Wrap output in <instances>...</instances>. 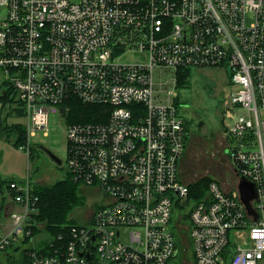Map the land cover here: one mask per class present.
Returning a JSON list of instances; mask_svg holds the SVG:
<instances>
[{
    "label": "built area",
    "instance_id": "built-area-1",
    "mask_svg": "<svg viewBox=\"0 0 264 264\" xmlns=\"http://www.w3.org/2000/svg\"><path fill=\"white\" fill-rule=\"evenodd\" d=\"M132 52L148 62L125 63ZM206 68L228 76L236 179L227 188L213 178L196 197L180 170L188 121L171 99L180 70ZM0 69L26 118L21 150L29 154V138L60 113L68 177L102 193L90 224L47 233L35 247L33 229L44 231L36 184L11 180L21 210L8 231L0 222V257L24 238L26 264H264V0H0ZM165 74L176 88L167 100ZM72 99L100 108L99 120L70 122ZM241 179L257 189L251 211Z\"/></svg>",
    "mask_w": 264,
    "mask_h": 264
},
{
    "label": "rangeland",
    "instance_id": "rangeland-1",
    "mask_svg": "<svg viewBox=\"0 0 264 264\" xmlns=\"http://www.w3.org/2000/svg\"><path fill=\"white\" fill-rule=\"evenodd\" d=\"M123 61L125 63L148 62V54L132 52L127 54ZM6 78V73L0 69V174L6 176V180L13 177L17 180H26L30 176L32 181L39 182V186L42 187L67 180L68 172L65 164L68 143L67 124L60 113H53L50 115L47 134L45 131H40L29 138L32 146L30 155L28 150H21L27 145V132L26 140L15 147L13 142L19 134L14 131L16 130L14 125L19 124L20 127H17V130L24 131L26 118L20 110L18 98H14L12 92L6 91V87L3 86ZM155 78L158 80L159 75ZM160 81L167 85V87L164 86L161 94L162 98L167 100L168 91L173 90L174 79L171 75L165 74ZM229 92L228 76L222 68L193 69L188 74L185 85L176 89L178 99H171L177 105L180 115L188 121L189 126L190 137L180 166L181 175L187 183L197 184L200 181L216 178L222 181L227 188L234 185L236 178H234L232 163L228 157L227 146L229 143L234 149L237 144L227 138L229 121L225 117ZM244 113L240 109L236 111V115ZM8 124L11 126L7 127ZM49 152L53 153L62 163L53 160ZM78 194L83 198L84 203L73 211L71 218L75 225H88L92 219L95 201L102 193L97 189L79 185ZM1 199L3 202L6 200L4 196H1ZM177 222L178 215L174 212L171 227L181 243ZM5 226H11V220L6 222ZM4 229L8 231L7 228L4 227ZM180 245L181 253L176 259L178 263H181L183 257V245L182 243ZM8 253L15 259L8 263L11 256L7 254L0 257V262L22 264L18 255H12L13 250L10 249ZM188 256L191 260L192 251Z\"/></svg>",
    "mask_w": 264,
    "mask_h": 264
},
{
    "label": "trees",
    "instance_id": "trees-1",
    "mask_svg": "<svg viewBox=\"0 0 264 264\" xmlns=\"http://www.w3.org/2000/svg\"><path fill=\"white\" fill-rule=\"evenodd\" d=\"M189 73L190 71H179L177 85L178 88L183 87L185 85L186 78ZM68 108H70V110L68 111V119L70 122L96 121L99 120L98 118L102 113V111H100V108L98 107L96 108L91 106H85L79 101L73 99L68 102ZM17 127H20V125H14V128L16 130ZM187 128L189 130V126ZM16 130L14 131L16 133L18 132L19 136L17 137L16 141L13 142L15 147L22 141L26 140L25 129H23L24 131ZM8 182L7 180H2V178H0V189L3 193H5V191L9 188V186H7ZM209 182L210 180L200 181L197 184H191V190L193 192V195L196 197L199 195H203L207 190ZM78 186L79 185L77 183H74L68 177L67 180L58 181L52 186L42 187L36 185L34 187V193H36V195L39 197V211L38 214L35 216V221L39 224H43L45 229L44 231L51 235L53 239L59 236V234L62 232L64 234L68 232L67 227L70 226L69 224H74L71 218L73 211L77 207L82 206L84 203L83 198H81L78 194ZM5 203L6 202L4 201L3 206L5 205ZM39 231L41 230L38 227L33 229V233H39ZM48 243L49 240H44L41 244V247L47 249V247L49 246Z\"/></svg>",
    "mask_w": 264,
    "mask_h": 264
},
{
    "label": "crops",
    "instance_id": "crops-1",
    "mask_svg": "<svg viewBox=\"0 0 264 264\" xmlns=\"http://www.w3.org/2000/svg\"><path fill=\"white\" fill-rule=\"evenodd\" d=\"M11 125H7V127H9ZM1 178L2 180H6V176H3L1 175ZM10 180H15V181H20V180H17L16 178H10L9 180L7 181H10ZM32 180V178H31ZM33 185H39L38 183L39 182H34L32 181ZM1 196H7L5 198H7V200H5V205L3 206V201L1 199ZM2 206V207H1ZM21 210V207L17 204L14 203V201L12 200V196L10 195V191H8V189L5 191V193H3L0 189V222H1V219L3 218V221L1 222L2 223V226L7 228L8 230L13 226V221L11 219V216L10 214L13 212V211H19ZM9 220H11V226L9 227H6L5 226V223L6 222H9ZM44 237L48 238V234L45 232V231H41L39 233H35L34 234V241L32 240V242H30L31 244L35 245V247H38V242H40L41 240L44 239ZM29 240L30 239H21L20 241V244L18 246H13V248H11V250L14 251V253L12 255H18L19 258H20V261H22V264H26L28 262V258H27V250L30 249V243H29ZM8 254V256L11 254L10 253H6V255ZM15 259L13 256L10 257V259L8 260V263H10V260H13ZM0 264H4L2 262H0Z\"/></svg>",
    "mask_w": 264,
    "mask_h": 264
},
{
    "label": "water",
    "instance_id": "water-1",
    "mask_svg": "<svg viewBox=\"0 0 264 264\" xmlns=\"http://www.w3.org/2000/svg\"><path fill=\"white\" fill-rule=\"evenodd\" d=\"M49 155L53 160L57 161L58 163H61V161L57 157H55L53 153L49 152ZM239 190L241 191L243 201L247 205L248 209L251 211L250 202L251 200L258 197L255 185L251 184L246 179H241Z\"/></svg>",
    "mask_w": 264,
    "mask_h": 264
},
{
    "label": "flooded vegetation",
    "instance_id": "flooded-vegetation-1",
    "mask_svg": "<svg viewBox=\"0 0 264 264\" xmlns=\"http://www.w3.org/2000/svg\"><path fill=\"white\" fill-rule=\"evenodd\" d=\"M101 201H102V198H100V199L97 198L96 201H95V205L94 206L97 207L99 205H102Z\"/></svg>",
    "mask_w": 264,
    "mask_h": 264
},
{
    "label": "bare ground",
    "instance_id": "bare-ground-1",
    "mask_svg": "<svg viewBox=\"0 0 264 264\" xmlns=\"http://www.w3.org/2000/svg\"><path fill=\"white\" fill-rule=\"evenodd\" d=\"M3 107V106H2ZM10 142V141H9ZM8 186V185H7ZM9 189V188H8ZM9 191V190H8ZM45 230V229H44ZM61 231V230H60ZM40 232V231H39ZM63 233V232H62Z\"/></svg>",
    "mask_w": 264,
    "mask_h": 264
}]
</instances>
